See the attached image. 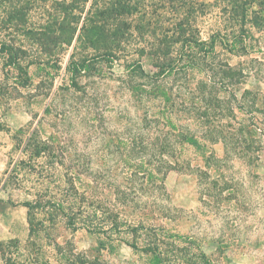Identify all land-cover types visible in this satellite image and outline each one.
Listing matches in <instances>:
<instances>
[{
	"label": "rangeland",
	"instance_id": "rangeland-1",
	"mask_svg": "<svg viewBox=\"0 0 264 264\" xmlns=\"http://www.w3.org/2000/svg\"><path fill=\"white\" fill-rule=\"evenodd\" d=\"M73 1L0 0V41L25 50L33 79L19 86L0 54V264H157L152 245L160 264H264V31L247 53L217 39L198 67L154 83L127 64L152 75L188 22L195 37L229 40L237 1L116 0L126 6L103 34L122 56L93 58L75 90L71 55L102 44L80 39L82 21L70 47L31 33L80 15Z\"/></svg>",
	"mask_w": 264,
	"mask_h": 264
},
{
	"label": "trees",
	"instance_id": "trees-1",
	"mask_svg": "<svg viewBox=\"0 0 264 264\" xmlns=\"http://www.w3.org/2000/svg\"><path fill=\"white\" fill-rule=\"evenodd\" d=\"M117 1L108 0L106 2V0H90V2H88V0H84L83 3L81 0H74L71 5L67 6V10L70 8H72V11L79 10L80 15L77 16L73 14L69 21H67L65 17L61 21H58V19L52 20L45 24V26H42V28H36L35 30H32L31 33H35L34 36H39V39H43V41L51 40L53 45L57 48H63L66 45L70 47L72 46L73 39L75 38L77 31L79 30V26H75V23L82 21L79 36L80 39L83 40L82 38L88 37L90 39L89 43L91 46L94 44H102L104 47L105 50L101 54L93 56L92 58L78 60L74 59L73 54L71 55L65 69L66 75L69 76L70 88L75 90L80 89L78 80L84 75H88L90 70L93 69V58H102L111 64L121 58V54L119 55L109 48L111 47L110 43L108 42L110 39L105 37L103 34V30L106 28V22L109 20H113L114 22L116 19L114 13L118 7L125 8L126 6L125 3L120 5L117 3ZM235 1H237L235 10L237 9L238 12H242V18L244 21H242V28L240 31H238L236 34L233 33L232 36L229 35V40L225 36L217 35L212 38L210 42L195 37V35L191 34L193 31L191 24L192 22H188L187 24L185 23L186 27L184 29V35L182 33L177 36L172 35L171 37L166 38L168 39V41L165 42L166 45L163 48H159L154 53L153 56L156 59L154 64L156 72H154L152 75L146 74L141 60L129 63L126 67L133 71L136 77H139L140 79L151 78L154 83H157L164 77H167L168 74L172 73V71L177 70L183 65L184 68L198 67L196 58L201 59V56L209 57L216 53V49L218 47L217 39H219L221 46L229 49L230 53H239L240 51L247 53L250 45L248 44V39L250 36L251 39L253 38V29L259 32L264 31V0ZM64 2L65 1H58L60 5H63ZM200 5L201 4L199 3V7ZM255 6L258 7L257 10L254 8ZM127 11L130 12L129 9H127ZM82 14H84V19H82ZM249 15L251 16V19L249 20L248 26L246 23V18H248ZM104 18L105 21L103 20ZM178 26H181V24H178ZM54 28L55 30L61 31L59 35H52V33L55 32L54 31L51 33L52 29ZM65 29L67 30L68 35L66 34ZM43 30H45L44 33ZM46 32H48V34H46ZM162 44L164 45V43ZM23 52H25V50H23L21 47H16L15 45L8 43L7 40L0 41V54L4 56L7 65L12 66L19 71L18 76H16L19 86L27 88L33 79L32 76H29L27 69H25L22 64V58L20 54ZM172 52L177 54V57L174 59L169 58V56L173 54ZM182 62L185 64H182ZM58 69L59 68H57V70ZM229 71L233 72L234 69L229 67ZM238 82L239 80H237L235 83ZM233 84L234 83H232V85ZM192 141L196 142L195 140ZM28 206L32 207L33 205L28 203ZM152 247L154 250L152 254L153 258L156 259L155 262L157 264H160L163 257V251L157 245H152Z\"/></svg>",
	"mask_w": 264,
	"mask_h": 264
}]
</instances>
